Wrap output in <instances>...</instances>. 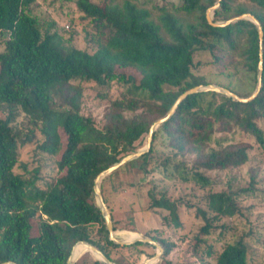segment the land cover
I'll use <instances>...</instances> for the list:
<instances>
[{
  "label": "trees",
  "instance_id": "obj_1",
  "mask_svg": "<svg viewBox=\"0 0 264 264\" xmlns=\"http://www.w3.org/2000/svg\"><path fill=\"white\" fill-rule=\"evenodd\" d=\"M247 1L222 0L214 11V21L252 14L264 32V0ZM217 2L182 0L177 10L194 17L184 24L164 9L157 23L149 10L130 0L104 5L75 0L85 18L109 33L106 43L90 53L52 30L55 23L36 13L38 0H0V41L5 46L0 54V264H67L74 247L78 254L84 246L81 242L96 246L119 264L111 256V248L132 249L141 255L139 248L152 246L143 242L119 245L110 239L95 183L102 172L138 151L136 143L149 135L182 94L211 85L194 74L198 53L208 52L216 61L221 58L219 53L232 54L258 83L261 40L257 26L250 20L226 27L211 25L207 14ZM119 67L131 69L133 74L119 72ZM83 82L103 88L112 83L127 86L121 98L110 100L100 125L83 112ZM224 88L236 93L232 84ZM22 114L33 126V138L35 130L43 135L38 146L42 153L56 159L63 150L55 163L57 173L66 174L47 182L45 188L38 185L40 168L28 171V166L22 165L24 173L15 172L24 140L14 124ZM60 130L67 136L64 149ZM238 134L251 136L264 147V66L262 89L255 100L238 102L213 91L189 95L172 118L157 128L149 152L102 181V195L120 238L139 234L133 224L114 218L108 191L115 190L112 177L117 172L141 162L144 173L153 166L151 171L171 172L179 183L211 188L218 182L210 173L234 170L249 161L251 146L235 141ZM160 137L168 143L169 151L159 162L155 160V142ZM256 185L253 177L250 185L239 191H212L205 197L206 205L197 209L204 225L196 236V246L205 244L202 254L212 257L214 264H252L247 235L226 242L219 250L208 238L218 221L240 213L238 198L254 194ZM148 196L149 208L165 213L167 226L183 228L178 200L156 188H150ZM227 230L223 228V233ZM150 238L164 249L161 262L174 264L167 259L173 244L157 236ZM93 264L105 263L96 258Z\"/></svg>",
  "mask_w": 264,
  "mask_h": 264
},
{
  "label": "rangeland",
  "instance_id": "obj_2",
  "mask_svg": "<svg viewBox=\"0 0 264 264\" xmlns=\"http://www.w3.org/2000/svg\"><path fill=\"white\" fill-rule=\"evenodd\" d=\"M93 1L104 5L108 1L122 4L125 0ZM130 1L149 10L151 18L157 23L160 22V16L163 14L162 9L178 17L184 24L194 20V17L177 10L182 0ZM237 1L248 2L247 0ZM38 3L39 8L36 13L42 19L50 23L54 22L55 26L52 30H56L65 41L71 40L75 47L94 53L100 44L106 43L109 37L108 31L98 28L94 22L85 18V15L78 10L75 0H38ZM163 35L167 38L164 31ZM4 50L5 46L1 40L0 54ZM219 56L220 60L216 61L214 56L208 52L198 53L195 56V76H203L216 86L224 87L232 84L235 92L243 97L253 94L258 84L254 75L247 72L244 65L238 62L232 54L223 56L219 53ZM118 71L133 74V71L128 68L119 67ZM82 86L84 87L83 112L95 118L99 125L110 100L121 98L127 91V86L119 83H112L106 88L89 82H83ZM172 90L175 89L172 88ZM101 95H106V97L102 98ZM14 126L19 132L20 139L24 140L19 148L20 161L15 168L16 173H24L22 165H27L28 171L40 168L41 180L38 185L41 188H45L46 183L53 181L54 178L66 174V171L58 174L55 163L57 159H61L63 150L56 159L42 153L38 146L44 141L43 135L39 130H35L33 138L31 133L33 126L29 124L24 114L19 116ZM60 134L64 149L67 144V136L63 130H60ZM148 137L149 135H144L136 143L138 151L147 146ZM234 140L245 142L251 146L249 161L234 170L210 173L209 175L218 182L211 188L201 189L194 183H179L171 172L157 169L151 171L153 166H150L147 173H144L140 169L141 162L133 163L123 171L117 172L112 177V185L115 190L108 191V200L114 211V218L123 224H133L141 236L149 238L157 236L172 243V253L167 256V259L174 264H214L212 257L202 254L206 245L202 244L198 248L196 246V236L199 234L201 226L204 225L202 218L197 216V209L206 205L205 197L210 192L239 191L241 188H247L252 178L255 177L257 185L254 194L244 193L238 198L241 205L240 213L232 218L218 221L217 228L208 239L214 248L219 250L226 242H232L239 236L247 235L251 263L264 264V147L259 145L256 139L247 135L238 134ZM155 147V160L160 162L169 151L168 143L160 137L156 140ZM154 167L157 166L154 165ZM26 176L28 177L27 174ZM127 183L135 184V186H124ZM150 188H156L158 192L167 191L174 200H178L183 228L179 230L170 228L164 222L163 214L165 213L149 208L148 190ZM223 228L228 230L223 233ZM132 238L135 236H129L127 240ZM139 250H142L143 254L138 255L134 250L127 248H111L110 253L119 264H144L159 251L154 246H142ZM96 258L94 253L87 252L75 264H93ZM162 259L157 263L164 264L161 262Z\"/></svg>",
  "mask_w": 264,
  "mask_h": 264
},
{
  "label": "water",
  "instance_id": "obj_3",
  "mask_svg": "<svg viewBox=\"0 0 264 264\" xmlns=\"http://www.w3.org/2000/svg\"><path fill=\"white\" fill-rule=\"evenodd\" d=\"M221 1L222 0H218V2L215 4V6H213L207 14V18L208 21L211 25L213 26H217V27H226L229 26L231 24H234L236 22H240L242 20H250L252 21L258 28V32H259V36H260V40H261V61H260V65H259V75H258V84H257V88L254 91V93L249 96V97H242L234 92H232L231 90L221 87V86H216V85H208V86H197L191 90H188L187 92H185L184 94H182L179 99L176 101V103L174 104V106L172 107V109L170 110V112L163 118H161L160 120H158L157 122H155V124L151 127L150 132H149V137H148V144L145 148L137 151L136 153L127 155L125 157H123L118 163L114 164L113 166H111L109 169L105 170L104 172H102L95 183V193H96V197H97V201L98 204L102 210L105 222H106V226L107 229L110 233V239L115 242L116 244L119 245H130V244H134L136 242H143V243H147L150 244L154 247H156L159 251L156 253V255L154 257H152L151 259L147 260L144 264H154L156 262H158L161 257L164 254V249L163 247L155 240H153L152 238L146 237V236H139L138 238L132 240V241H126L123 240L122 238H120L119 236H117V231H115L114 228V224H113V218L112 215L104 201L103 195H102V190H101V183L102 181L109 175L113 174L115 171H117L119 168H121L122 166H124L125 164L136 160L140 157H142L144 154H146L147 152H149V150L152 147V143H153V138H154V134L155 131L157 130V128L162 125L163 123L167 122L168 120H170L172 118V116L174 115V113L176 112V110L178 109L179 105L189 96L192 94H197L200 92H206V91H213V92H217V93H221V94H226L230 97H232L234 100L238 101V102H243V103H248L251 102L253 100H255L258 95L261 92L262 89V85H263V66H264V60H263V41H264V32H263V28L261 26V23L259 22V20L252 14H244L241 16H238L236 18L230 19L228 21H224V22H215L213 19V15H214V11L217 10L220 5H221ZM79 244H83L86 246V249L84 250V252L77 258L74 257V251H75V247L73 249V252L67 262V264H75L76 261L83 256L85 253L87 252H92L96 255L97 259L102 261L105 264H116L115 262L111 261L106 255L103 254V252L97 248L96 246L88 243V242H81ZM2 264H16L14 262H5Z\"/></svg>",
  "mask_w": 264,
  "mask_h": 264
},
{
  "label": "bare ground",
  "instance_id": "obj_4",
  "mask_svg": "<svg viewBox=\"0 0 264 264\" xmlns=\"http://www.w3.org/2000/svg\"><path fill=\"white\" fill-rule=\"evenodd\" d=\"M117 236H119V235L117 234ZM139 236L140 235H135V238H132L131 240H126V241H132V240L138 238ZM85 249H86V246L84 245L78 254L77 253L74 254V257L75 258L79 257L84 252Z\"/></svg>",
  "mask_w": 264,
  "mask_h": 264
}]
</instances>
